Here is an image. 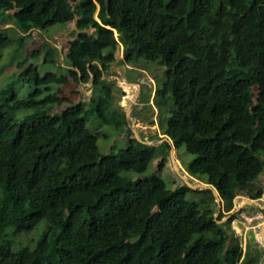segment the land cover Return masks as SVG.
<instances>
[{
  "label": "trees",
  "instance_id": "trees-1",
  "mask_svg": "<svg viewBox=\"0 0 264 264\" xmlns=\"http://www.w3.org/2000/svg\"><path fill=\"white\" fill-rule=\"evenodd\" d=\"M6 12L20 36L0 30V49L55 25L75 31L63 67L56 48L43 53L63 74L40 76L24 60L18 77L34 90L0 92V264H260L261 250L242 254L229 233L233 218L221 221L238 195L263 193L264 0H0ZM148 62L163 69L153 96L162 135L194 156L185 171L217 192L218 217L213 190L166 186L157 171L171 145L135 138L113 106L119 88L104 76ZM70 83H91L87 110L62 97ZM94 113L125 132V148L100 153L86 126ZM38 225L32 248L12 247L9 236Z\"/></svg>",
  "mask_w": 264,
  "mask_h": 264
},
{
  "label": "rangeland",
  "instance_id": "rangeland-1",
  "mask_svg": "<svg viewBox=\"0 0 264 264\" xmlns=\"http://www.w3.org/2000/svg\"><path fill=\"white\" fill-rule=\"evenodd\" d=\"M12 16L13 12H6L4 13V17H0V30L10 29L7 34L17 40L20 33L14 27ZM74 31V23L55 25L45 32L36 31L38 34L33 33L23 46L15 40L9 47L0 49V92L5 88H12L18 98L23 99L34 90L33 85L24 84L18 77L20 71L17 65L24 60H27V65H36L40 76H43L46 72H54L57 75L63 74L64 69H59L52 63L42 64L43 53L47 43L56 48L57 65L63 67L67 42L72 37ZM114 37L116 38L117 35L114 34ZM33 50L39 52L37 58H29V54ZM116 58H123L122 48L116 52ZM140 66L141 68L128 70L127 77L124 78L130 81H138L139 85H129L125 82L122 79L123 69L117 64L112 66V73L104 76L109 81H115L119 88L118 94L115 92L116 100L113 106L119 114L125 115L126 123L124 129L130 130L135 138L147 145L159 146L165 140L169 142L171 145L168 155L169 160L162 171H157L168 188H175L183 182L193 187V189H201L204 183L189 176L185 171V166L194 159V156L189 154L183 146L179 150H176L173 143L162 135V129L166 125V120L158 122V110L153 105V92L156 84L162 83L164 80L163 69L152 62L142 63ZM155 76L157 79L154 78ZM91 86V83L78 86L75 83H70L69 86L64 88L62 97L72 102L82 100L84 109L87 110V103L93 95ZM150 89H152V93H150ZM56 110H62V107ZM25 112L23 111L22 113ZM86 126L90 133L96 137V143L101 154H107L109 151L116 152L126 147L127 137L125 136V132L122 131L120 133L122 129H115L102 124L96 113L89 117ZM156 165L157 160L151 162L145 175L156 171ZM125 175L132 180L138 177L133 172L125 173ZM258 185L263 188L261 197L253 200L255 203H250L251 199L247 198L244 194L238 195L233 201V210L229 213L224 212L226 217L222 221L227 222L233 218L230 223L229 233H233L238 238L242 254L247 245H249V232L253 231L256 234V245L252 247L251 254L255 256L257 252L255 248L260 247L261 257L259 262L260 264H264V238L261 234L264 224V172L257 181L256 186ZM216 197L218 199V201L216 200L218 204L216 217H218L223 203L219 200L218 196ZM40 229V225H38L28 233H22L15 237L9 236L12 240V247L15 250L22 247L32 248L40 233Z\"/></svg>",
  "mask_w": 264,
  "mask_h": 264
},
{
  "label": "water",
  "instance_id": "water-1",
  "mask_svg": "<svg viewBox=\"0 0 264 264\" xmlns=\"http://www.w3.org/2000/svg\"><path fill=\"white\" fill-rule=\"evenodd\" d=\"M150 93H152V92H150ZM189 187H191V186H189ZM191 188H193V187H191ZM201 189L213 190V188L210 185H206V184H202ZM213 193H214L215 196H218V194H217V192L215 190H213ZM217 201H218V199H217ZM250 203H255V202L253 200H251ZM249 244H250L251 247H254L256 245V235H255V233L253 231L249 232Z\"/></svg>",
  "mask_w": 264,
  "mask_h": 264
},
{
  "label": "crops",
  "instance_id": "crops-1",
  "mask_svg": "<svg viewBox=\"0 0 264 264\" xmlns=\"http://www.w3.org/2000/svg\"><path fill=\"white\" fill-rule=\"evenodd\" d=\"M122 67V69H123V71H122V79H124V78H126L127 77V71L129 70H131V69H133V68H131V67H129V66H127V65H124V66H121ZM124 81L125 82H127L129 85H139V83L138 82H136V83H129L128 81H126V79H124ZM150 92H153L152 90H150ZM153 94H154V92H153Z\"/></svg>",
  "mask_w": 264,
  "mask_h": 264
},
{
  "label": "bare ground",
  "instance_id": "bare-ground-1",
  "mask_svg": "<svg viewBox=\"0 0 264 264\" xmlns=\"http://www.w3.org/2000/svg\"><path fill=\"white\" fill-rule=\"evenodd\" d=\"M262 236H263V238H264V224H263V227H262ZM256 235V234H255Z\"/></svg>",
  "mask_w": 264,
  "mask_h": 264
},
{
  "label": "flooded vegetation",
  "instance_id": "flooded-vegetation-1",
  "mask_svg": "<svg viewBox=\"0 0 264 264\" xmlns=\"http://www.w3.org/2000/svg\"><path fill=\"white\" fill-rule=\"evenodd\" d=\"M148 101V100H147ZM260 248V247H259Z\"/></svg>",
  "mask_w": 264,
  "mask_h": 264
}]
</instances>
